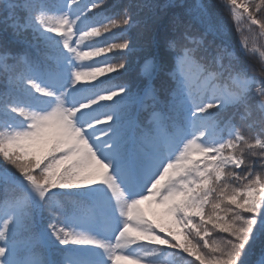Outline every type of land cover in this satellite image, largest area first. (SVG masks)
<instances>
[{
	"label": "snow or ice",
	"instance_id": "obj_1",
	"mask_svg": "<svg viewBox=\"0 0 264 264\" xmlns=\"http://www.w3.org/2000/svg\"><path fill=\"white\" fill-rule=\"evenodd\" d=\"M116 7L0 0V264H250L264 240V52L258 67L240 54L255 59L264 0L145 3L163 95L150 73L139 92L99 79L135 47L138 22Z\"/></svg>",
	"mask_w": 264,
	"mask_h": 264
},
{
	"label": "trees",
	"instance_id": "obj_2",
	"mask_svg": "<svg viewBox=\"0 0 264 264\" xmlns=\"http://www.w3.org/2000/svg\"><path fill=\"white\" fill-rule=\"evenodd\" d=\"M53 2H55V0H53ZM148 2L149 0H113V3L116 4L117 7L114 9H109L107 13L108 15L114 16L116 15V13L122 11V8L120 6H128L132 20L134 22H138L136 23V26L133 28V30H131L127 34L128 39L133 41L135 47L134 51L127 56V59L125 61L127 66L126 70H121L119 73H110L106 76L100 77L99 79L107 80L111 77L112 84H124L133 92H139L144 88L145 84L148 82L149 76L147 74L150 73L152 84L158 90H160L161 95H163V88L168 80V77L165 75V72L160 70V65L164 56V48L162 44H160V46L158 47L154 38L151 35L145 33L142 27L143 19L145 18L146 13V9L143 8V5ZM159 2L164 3L165 0H159ZM203 2H206V0H203ZM244 31L247 32V29L245 28ZM57 39L60 38L57 37ZM111 39L119 42L122 37L113 36L111 37ZM249 39L251 42H253L254 47L257 49V51L252 53V57H254L255 59L244 57L243 54L240 55L241 58L246 61V63L258 67L259 64H257V61L260 59V53L264 52V36L259 35V29L257 28L256 33H249ZM238 42L239 35L235 31V28H233L231 35L229 36V43L233 44V46L236 47L238 45ZM3 43L4 34L2 31H0V45H2ZM34 43L38 44L39 48L42 51H48L43 42L34 41ZM105 43V37L102 35L101 37H92L86 40L81 45V47L84 48L87 44L104 45ZM0 51H2V47H0ZM13 51H15V48H13ZM33 51H35V49ZM51 54L52 53L49 52V55ZM106 55L108 58L111 59V62L113 63H118L121 60V54L118 52H113ZM105 58V56H102L94 58V60H103ZM146 60H152L154 62L155 67L153 65H146ZM92 62L94 61H85L84 63ZM0 72H2V69H0ZM98 82L99 81H96V83ZM156 219L165 227L171 226V220L168 217H159ZM161 235L164 234L161 233ZM222 235L224 234H221L219 232L213 233V236L216 239H219ZM208 239L211 240L212 238L209 237ZM165 251L173 252L174 250L165 249ZM181 255H183L185 259L193 261V264H199V262L195 261L194 257H187L186 254L161 255L156 259L158 260V264H184V260H181L180 258ZM262 259H264V240H257L255 245H253V247L249 251V261L250 264H260V261Z\"/></svg>",
	"mask_w": 264,
	"mask_h": 264
},
{
	"label": "rangeland",
	"instance_id": "obj_3",
	"mask_svg": "<svg viewBox=\"0 0 264 264\" xmlns=\"http://www.w3.org/2000/svg\"><path fill=\"white\" fill-rule=\"evenodd\" d=\"M75 40H76V37H73V38H72V43H73V45H75Z\"/></svg>",
	"mask_w": 264,
	"mask_h": 264
}]
</instances>
